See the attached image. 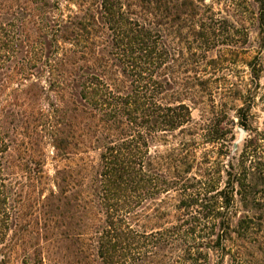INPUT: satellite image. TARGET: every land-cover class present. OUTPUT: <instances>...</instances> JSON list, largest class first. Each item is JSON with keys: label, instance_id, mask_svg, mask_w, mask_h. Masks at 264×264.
I'll return each instance as SVG.
<instances>
[{"label": "trees", "instance_id": "16d2710c", "mask_svg": "<svg viewBox=\"0 0 264 264\" xmlns=\"http://www.w3.org/2000/svg\"><path fill=\"white\" fill-rule=\"evenodd\" d=\"M207 1L0 0V264H59L64 244L76 264L223 263L264 222V138L226 166V111L196 123L185 101L211 23H235ZM48 148L69 162L52 178Z\"/></svg>", "mask_w": 264, "mask_h": 264}, {"label": "rangeland", "instance_id": "374dc122", "mask_svg": "<svg viewBox=\"0 0 264 264\" xmlns=\"http://www.w3.org/2000/svg\"><path fill=\"white\" fill-rule=\"evenodd\" d=\"M207 3L213 6L216 12L235 23H211L220 35L219 42L214 46L215 48L208 51V58L204 62L199 59L202 52H199L198 58L191 57V65L197 61L199 64L196 70L193 66L189 68L190 75L193 76L196 71L197 75L207 80V84L198 89L200 91L197 95L185 101L191 107L192 117L196 123L211 119L219 109L226 111L224 125L230 129L228 149L231 153L227 152V149L223 152H220V149L210 148V150H213L212 157L218 158V155H221L225 165L228 166L232 162L237 164L244 144L248 141L258 142L260 136L264 138V35L255 17L257 6L253 0H212ZM71 8L76 10L74 4ZM29 26L32 27V24ZM253 58L258 60H254L253 64L260 72L259 79L254 78L252 69L247 64ZM217 60L221 62L213 64L212 61ZM242 119L247 123V130L239 124ZM171 141L174 142L173 139ZM46 152L48 160L45 172L52 178L57 168L62 169L69 162L54 161L50 148ZM262 152L264 153V141ZM34 207L35 201L32 203L30 201L20 215L21 224L30 229V234L34 233L33 226L36 227L38 215ZM244 216L258 217V214L255 211L248 212L238 203L236 219ZM262 220L264 221V218ZM62 230L65 231L64 226ZM252 233L246 240H234L231 255L226 256L223 263L216 256L212 257L213 263L264 264V222L258 223ZM66 246L64 244L62 248L55 250V258L58 259L59 264H76L73 252L68 251ZM9 264H19L18 259H13ZM45 264H53L48 256Z\"/></svg>", "mask_w": 264, "mask_h": 264}]
</instances>
